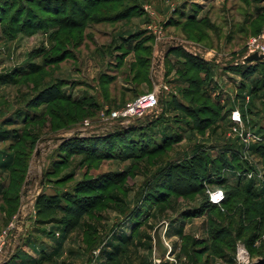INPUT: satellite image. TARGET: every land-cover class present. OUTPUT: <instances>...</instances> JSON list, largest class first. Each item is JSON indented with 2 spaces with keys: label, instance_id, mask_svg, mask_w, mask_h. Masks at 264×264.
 <instances>
[{
  "label": "rangeland",
  "instance_id": "1",
  "mask_svg": "<svg viewBox=\"0 0 264 264\" xmlns=\"http://www.w3.org/2000/svg\"><path fill=\"white\" fill-rule=\"evenodd\" d=\"M31 1L36 0H0V264L9 246L21 251L28 240L36 249L28 252L38 256V264H174L170 259L179 264H242L239 250L242 258V250L248 255V264L264 258V158L250 148L264 144V72L259 68L242 81L232 70L235 63L244 66L247 41L264 29L262 24L258 34H245L250 26L244 20L256 14L261 0H114L92 15L118 17L88 23L80 37L59 20L68 19L75 4L81 10L91 8L93 0H79L83 5L46 0L47 12ZM182 13L209 20L214 29L206 31L208 38L199 40L204 29L188 37ZM129 36H134L131 42L121 40ZM173 46L212 67L207 92L222 111L204 131L194 127L195 117L176 109L175 98L190 105L196 97L185 96L189 85L178 74L184 69L183 56L170 54ZM138 63L142 71L133 79L136 71L129 66ZM51 85L58 86L64 98L85 100L81 112L75 115V107L62 101L29 106ZM150 93L158 94L156 110L145 115L159 116L150 128L152 135L146 131L139 137L131 131L120 137L122 149L105 150L106 136L136 120L115 118L113 112ZM234 110L258 143L247 147L244 135L233 131ZM57 115L63 121L54 119ZM131 136L141 140L142 151L129 146ZM73 138L84 139L86 145L71 150L81 141ZM201 153L210 170L203 190L159 188L171 181L172 165ZM227 161L236 167L241 163L245 172L232 169ZM224 165L231 171L224 168L215 175ZM87 180L100 186L88 190L83 184ZM247 185L255 198L246 194ZM229 187L242 189L233 204L204 207L207 190L224 193ZM54 194L62 201L73 195L97 205L64 236V213H39L41 196ZM3 195L9 196L7 201ZM135 229L136 235L142 234L140 241L120 242Z\"/></svg>",
  "mask_w": 264,
  "mask_h": 264
},
{
  "label": "trees",
  "instance_id": "2",
  "mask_svg": "<svg viewBox=\"0 0 264 264\" xmlns=\"http://www.w3.org/2000/svg\"><path fill=\"white\" fill-rule=\"evenodd\" d=\"M11 3H14L15 0H10ZM44 1V2H42ZM51 1V0H50ZM69 1V3H73V0H65ZM78 3H81V1L77 0ZM95 1V2H94ZM32 3L37 6V8H40L42 11L47 12L45 9V2L46 0H36V1H31ZM54 2L55 5H57V0H52L50 3ZM115 3L114 0H93V6L91 8H83L81 10L77 4H75L74 9H71L70 15L68 17V14H64V17H68V19H62L59 20V23L64 26L65 29L75 32L77 37L82 36V32L85 30L86 26L88 23H100V22H105L111 20H115L119 14H116L115 16L110 15V14H102L100 15H92V12L96 9H99L101 5H109ZM48 4V5H49ZM64 5V3L62 4ZM83 5V3H81ZM32 9V8H29ZM0 11L3 12L2 10V5H0ZM51 13L52 11H48ZM124 12V11H123ZM27 13V10H26ZM121 13V12H119ZM125 13V12H124ZM262 14L260 16L259 14ZM54 14V13H52ZM58 14V13H56ZM26 15V14H25ZM184 13L181 14L185 20L184 24V29L185 33L188 37H190L189 34H200L201 31L204 29V32L201 33L202 36L199 37V40H203L208 38L206 31H212L214 29V26L209 24V20H203V19H196L194 15H187V17H184ZM25 17V16H24ZM109 17V18H108ZM264 25V8H259L257 10L256 14H252L250 18H245L244 20V25H249L250 27L247 29L248 31L245 32V34H248L249 32H255L258 34L260 32V28L262 27L261 25ZM200 29V31H199ZM72 34V33H71ZM200 34V35H201ZM255 34V35H256ZM134 36H129V38L124 39L123 37L121 40H123L124 43L131 42L133 40ZM135 50L139 51L140 47L139 45L135 46ZM169 53L170 54H177L179 53L182 54L183 56V66L184 69L182 71H178V74L180 77L186 82L189 87L184 91L185 96H190V97H196L194 100H190V105L188 104H183L180 101L174 99L175 101V106L176 109L188 114V116L194 118L195 117V122H194V127L197 128L199 131H204V129L208 126L211 125L215 118L220 114L219 111H222V106L218 104L216 100H214L210 94H208V85L211 82V65L203 60L200 56L197 55H192V54H186L184 53L181 48H175L171 47L169 48ZM179 58H177L178 60ZM122 63V62H121ZM259 68L264 72V60L261 61H246L244 66H239L238 64L235 65V67L232 68V70L241 77V80H248L252 76H254L257 72H259ZM129 70L131 72H135L134 78L133 79H138L140 75V71H142V66L140 63L138 64H130ZM203 73V76L200 77V75ZM113 81V80H112ZM114 82V81H113ZM112 82V83H113ZM107 84V83H106ZM237 98L242 100V96L239 94ZM212 99V100H211ZM58 101L66 102L67 107H75L74 109V114L77 115L79 114L80 108L83 106V102L85 100H73L72 98H64L63 94L61 93V90L59 89L58 86L56 85H51L46 88H43L40 90L35 97H33L29 101V106L32 107H38L40 105H50L54 104ZM213 101V102H212ZM162 103V100H159V104ZM243 102L240 104L239 109L242 111V116L244 117L245 112L242 110L243 109ZM232 108V107H231ZM69 112H66V115H69ZM56 120L60 119L62 120V116L57 115ZM142 119V120H141ZM69 120V119H67ZM63 121V120H62ZM157 121H159V116L158 117H152V116H144L142 118H136L135 122L130 124L127 127L121 126L117 128V131L114 132L113 134H110L106 136L107 138L105 139L104 143H102V146L105 150L107 151H117L120 148V141H121V136H126L129 134V132H133V134H137L139 137L144 135H152L150 132V128H152L155 124H157ZM148 133H147V132ZM132 134V133H130ZM81 140V141H76L77 143L71 146V150L78 149L79 147H84L86 144L85 141H82L84 139L80 138H73L72 140ZM70 140V141H72ZM129 146L135 147L138 149H143L140 148L141 146V140L138 137H130L129 140ZM18 143H21L22 146L23 141H19ZM76 145V146H75ZM123 147H121L122 149ZM253 152L260 158H264V145L263 144H257L253 145L250 147ZM70 150V147H69ZM148 151H151V149L148 148ZM237 153V152H236ZM133 155V154H131ZM207 156L204 153L199 154L198 156H194L187 160L186 162H182L181 164H176L172 165L170 167V170L168 172V177L170 178V182L167 184L162 185L159 187L162 189V187L166 190H173L174 192H177V189L179 191H183L186 193H192L189 188L196 187L195 190H193L194 193H196L198 190H203V181H205L208 177V174L210 173L209 168H207ZM232 165L231 168L235 169L238 167L239 170H242L244 173L245 170L242 168V164L237 162V167L233 165L230 161H227L226 165ZM226 169V171L224 170ZM223 169V172H228L231 171L228 169L227 166H223L222 168L220 167L219 170H216L215 175H218L221 173V170ZM236 170V169H235ZM209 172V173H208ZM14 173L16 174H21L22 171L16 170ZM235 173V172H234ZM223 182H225L226 177L222 178ZM17 181V180H16ZM15 183V182H14ZM158 183V182H157ZM83 184L88 185L89 189H98L100 185L96 184L94 181H86ZM86 187V186H85ZM97 187V188H96ZM182 187V188H181ZM170 188V189H168ZM86 189V188H84ZM242 189H236L234 187H229V189L225 190L224 192V199L222 204L227 205V204H233L235 201V198L237 196L238 192H242ZM246 194H249L255 198V194L253 193L251 185H247L245 188ZM73 195L71 198L62 201L57 197V195H50V196H41L39 199V204H40V209L39 213H54V212H62L66 215V219L61 221L60 225V233L61 235L67 236L70 233H72L79 225L81 219L86 216L87 214L90 213V211L95 208L97 205L94 202L92 203H87L86 200L83 199H78L75 200L73 199ZM3 198L5 201H7L9 196L3 195ZM13 205L16 204L15 199L12 201ZM204 207L205 208H212L216 209L217 205L211 204L208 200V196L206 195V200L204 202ZM260 210L261 213L264 214V205H260ZM134 215L133 211H130V216ZM254 225V224H253ZM256 228V226H254ZM146 228V227H145ZM147 229V228H146ZM135 230H132L131 236L127 237L126 239H122L120 242H123L125 245L127 244H132L134 241H140L142 238V234H135ZM148 231V229H147ZM219 235V234H218ZM214 239L217 238V236H213ZM150 241V238H148ZM138 243V242H137ZM120 256H124L121 254ZM109 258V257H108ZM44 259V258H41ZM110 259V258H109ZM108 259V260H109ZM162 264H169L168 262H162Z\"/></svg>",
  "mask_w": 264,
  "mask_h": 264
},
{
  "label": "built area",
  "instance_id": "3",
  "mask_svg": "<svg viewBox=\"0 0 264 264\" xmlns=\"http://www.w3.org/2000/svg\"><path fill=\"white\" fill-rule=\"evenodd\" d=\"M246 51L247 52L245 53V55H243L241 59V64H245V62L247 61V57L254 53L259 55H264V29L260 34L250 38L247 41ZM235 64L237 65L238 63ZM157 106H158V94L156 93L144 94L135 98L134 101L127 104V106L122 110L113 112L112 116L115 118H122V119L141 118L149 113L154 112ZM231 120L233 122V131L236 133L239 130L240 137L244 135V137H242V140L245 143H247L245 144L247 147L257 142L256 140L259 138H257L256 136L253 135V133L242 127L241 115L237 110H234L232 112ZM207 195L209 202L214 205H219L224 199V193L220 189H209L207 190ZM240 251L241 250H239L237 254L238 261H240V263L242 264H248L249 263L247 257L248 255L244 250H242L246 256L245 258H242L240 256ZM170 261H173L174 264H179L174 259H170ZM159 262H160L159 260H156V264H159Z\"/></svg>",
  "mask_w": 264,
  "mask_h": 264
},
{
  "label": "crops",
  "instance_id": "4",
  "mask_svg": "<svg viewBox=\"0 0 264 264\" xmlns=\"http://www.w3.org/2000/svg\"><path fill=\"white\" fill-rule=\"evenodd\" d=\"M259 7L264 8V0H261ZM21 245H22L21 251L17 250L15 252H13L12 246L8 247L7 257H5V259L2 260L3 264H33L34 262H35L34 264H38L39 258L35 253H32L33 252L32 249L35 248L31 249L30 241L28 240L26 242H23V244ZM28 250L32 252H28Z\"/></svg>",
  "mask_w": 264,
  "mask_h": 264
},
{
  "label": "water",
  "instance_id": "5",
  "mask_svg": "<svg viewBox=\"0 0 264 264\" xmlns=\"http://www.w3.org/2000/svg\"><path fill=\"white\" fill-rule=\"evenodd\" d=\"M261 60H264V55H259L254 53L247 57V61H261ZM250 264H264V258H259L254 262H251Z\"/></svg>",
  "mask_w": 264,
  "mask_h": 264
}]
</instances>
